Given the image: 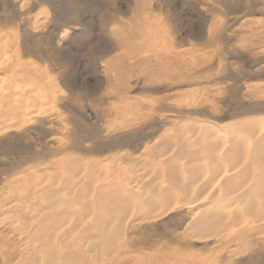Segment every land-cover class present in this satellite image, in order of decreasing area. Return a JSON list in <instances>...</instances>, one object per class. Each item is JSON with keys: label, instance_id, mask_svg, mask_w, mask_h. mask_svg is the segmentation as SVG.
<instances>
[{"label": "rangeland", "instance_id": "1", "mask_svg": "<svg viewBox=\"0 0 264 264\" xmlns=\"http://www.w3.org/2000/svg\"><path fill=\"white\" fill-rule=\"evenodd\" d=\"M7 94L25 102L21 123L0 129V170L5 174L55 167L67 176L58 162L61 154L71 153L82 163L97 161L96 174L90 175L83 165L87 177L94 180L97 173L105 176L116 170L124 182L130 159L147 161L149 146L159 136L191 140V132L180 127L186 121L224 127L240 119L264 120V0H0V98ZM215 133L220 136L208 134L214 142L227 144L231 137L230 132ZM232 134L240 144L251 140L243 131ZM175 159L179 164L185 160ZM15 184L16 194L29 188L28 182ZM218 191L209 187L197 204H216L221 212L242 211L248 202L264 206V193L256 190L255 196L246 192L250 200L238 198L243 188ZM83 198L76 199L80 203ZM77 203L72 205L75 211L60 220L63 230L69 229L63 241L53 239L47 246L60 243L74 255L82 251L87 264H113L114 258L123 264L121 254L90 247L91 216L83 217ZM187 214V208H177L143 219L140 226L154 224L161 233L163 227L180 231L177 221L184 226ZM249 215L231 227L264 224ZM17 221L7 218L0 224V242L8 241L16 255L9 257L3 245L0 264L22 262V235L2 236L23 226ZM222 233L231 239L226 230ZM263 234L264 229L230 242L215 235L186 238L190 249L207 255L203 264H264ZM160 240L155 237L149 243ZM131 264L143 263L134 259Z\"/></svg>", "mask_w": 264, "mask_h": 264}, {"label": "bare ground", "instance_id": "2", "mask_svg": "<svg viewBox=\"0 0 264 264\" xmlns=\"http://www.w3.org/2000/svg\"><path fill=\"white\" fill-rule=\"evenodd\" d=\"M123 99L124 96L121 100ZM1 102L8 105L3 107L0 104V129H11V127H15L14 125L18 120L21 123L19 116L22 115L20 109L24 105V99L19 96L15 97L13 94H7L0 98ZM262 120L261 117L258 120L256 118L240 119L232 121L224 127L209 126L206 122L186 121L180 127L181 130L191 132H189L191 140L181 141L178 136H176L178 138L173 139L165 137V134V136H159L149 146V152L146 155L147 161L134 162L132 158L130 159L132 165L126 167L127 179L124 182H121V176H117L115 169L109 173L110 175L113 174L115 179L107 173L105 176L97 173L98 177L93 180L90 175L96 174L100 168L96 164L97 161L82 163L71 153L61 154L60 163L58 162L61 164V168L67 171V176H63L62 171L55 167H48L45 170L44 168L47 166L43 168L44 172L40 171L35 174L29 173L25 169L5 174V170L2 169L0 170V224L7 218H16L18 221L20 219L23 223L20 229L17 228L11 232L9 229L8 233H3L2 236L22 235L18 240L21 241L19 244L25 249L24 253L20 254L22 260L20 264H65V262L76 264V260L80 264H87L82 259L81 248L80 254L74 255L73 251L72 254L68 252L69 249L66 251L60 243L47 246V243L53 239L55 241L62 240V234L69 231V229L63 230L60 220L63 219V215H71V212L75 211L72 205L74 202L76 204V201L79 203L80 200L78 201L76 198L82 195L85 199L83 198L79 203V210L83 217L91 216L93 225L90 228V236L92 238L87 239L90 240L89 244L93 250H97V246L100 245V248L107 253L121 254L124 257L123 264H131L134 259L143 264H203L207 255L203 251L190 249L191 244L186 238L188 234L191 238L197 236L204 239V237L215 235L223 239L226 234L222 236V232L226 230L227 236H230L231 239L225 237V240L230 242L235 239L245 240L253 233L262 232L264 229V224L248 228L241 226L240 229L231 227L238 226L242 216H250L249 214L254 218L253 222L258 220L262 222L264 220V206L261 204L262 207L248 202L245 203L242 211L236 209L232 212H228L229 210L221 212L216 209V204L210 206L197 204V201L202 197L201 195L207 192L209 187L221 190L226 194L243 188L244 191L238 198L245 200L251 199L246 192L256 190L264 193V124H260ZM233 131L246 132L251 137L250 142L246 145L240 144L241 139H239L240 142L239 140L237 142L238 137H232ZM215 132L219 134L230 132L231 135L229 136L231 137L226 140V135L224 138L229 144L228 142L222 144L209 139L208 134L213 133L217 137L220 136ZM245 140L248 139L245 138ZM224 141L222 139V142ZM112 157L116 158V156ZM179 157H184L183 163L176 162L175 158ZM200 159H206L209 162L205 165L203 163L199 165L196 161L198 162ZM83 165H86L87 170L90 171L88 177L85 171H81ZM92 165L94 167L90 170ZM133 168H137V170H133ZM203 173H207L208 177L205 178ZM17 181L28 182L27 191H19L21 193L16 194L15 183ZM56 186L58 190H55ZM172 193L177 197L179 196V200L175 199L174 201ZM253 194L252 196H255ZM14 196H18V198ZM86 196L89 197L88 200ZM30 199L31 201L34 200L32 204ZM62 201H69L70 204ZM183 207L188 209L187 216L189 218L183 224L184 226L181 225V219L177 221L176 226L182 227L180 231L163 227L161 233L159 227L154 224L140 226V221L143 219L156 218L168 211ZM121 219H124L127 224H121ZM159 232L160 234H158ZM233 232L235 233L234 236H232ZM155 237H160L161 240L158 243L150 244V240L155 241ZM8 244L6 240L1 241L0 251L3 252L2 246L5 245L6 248H9L10 256H8H15L16 258L15 251L12 250L13 248L11 249L12 245L9 246L10 244ZM65 245L63 244V246ZM76 245H79V241ZM181 247L185 248L186 251H181ZM70 248L74 249L72 246ZM238 248L240 249V247ZM206 249L208 250V248ZM210 249L212 248L210 247ZM34 253H38L39 257L33 255ZM115 260L117 259L112 260L113 264L117 263ZM4 264H6L5 260ZM14 264L19 263L15 262Z\"/></svg>", "mask_w": 264, "mask_h": 264}]
</instances>
